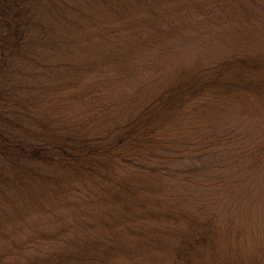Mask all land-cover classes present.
Masks as SVG:
<instances>
[{
    "label": "trees",
    "instance_id": "16d2710c",
    "mask_svg": "<svg viewBox=\"0 0 264 264\" xmlns=\"http://www.w3.org/2000/svg\"><path fill=\"white\" fill-rule=\"evenodd\" d=\"M196 141L241 215L185 199ZM262 164L264 0H0V264H264Z\"/></svg>",
    "mask_w": 264,
    "mask_h": 264
},
{
    "label": "rangeland",
    "instance_id": "374dc122",
    "mask_svg": "<svg viewBox=\"0 0 264 264\" xmlns=\"http://www.w3.org/2000/svg\"><path fill=\"white\" fill-rule=\"evenodd\" d=\"M193 37V35H192ZM195 39L185 40L181 43V40H179L178 43H176V47H180L181 45L183 47H186L187 49L192 47ZM232 116V115H231ZM227 117L228 126L224 129L223 123L225 122H202L203 128L201 127L200 130H202L205 133L212 134L215 132V130H222L221 132H224V134L227 133L228 129H231V127L236 126L239 127L238 131L246 130L248 123H242L241 126L236 125V122L234 121L233 117L230 118ZM196 131L194 126H190L186 128V131H183L182 135L179 137L180 140H185L187 138H196ZM236 135V133H235ZM244 135V134H242ZM240 136V135H236ZM242 137V136H241ZM194 147L190 148L191 150L188 151L187 147H183V145L180 142H176L177 148L180 150L184 149V152H179L178 154H173L174 160H172L171 168L175 171L176 175H178L181 179H183L191 188V184L194 186L190 189L188 193V198H185L189 200L190 202L195 203H204V202H211L215 204V208L222 214L221 217L224 218L227 215L229 209V202L231 200V195H229L227 192H220L221 187H215L214 185L206 187L203 183L200 184L202 181L206 180L212 182L213 179H215L216 183L225 181L226 177H229L228 175L232 172L233 168L231 165V162L229 161L228 157V151L215 149L210 147H204L199 143L198 141L195 142V144H192ZM232 155V152L230 153ZM262 166V173H259L257 175L249 174V171L245 173V171H242L235 180L238 181L237 183L239 186L246 188L247 192H250L254 187H258L260 190L264 191V164ZM243 168V167H240ZM206 181V182H207ZM199 182V185L197 183ZM181 182L177 183V186L180 185ZM185 183V184H186ZM244 184V186H243ZM197 185V186H196ZM187 188V187H186ZM239 188V187H238ZM185 190V188L179 190L181 193ZM210 190V191H209ZM217 192H213V191ZM194 194H193V193ZM209 192H213L214 200H211L213 197L208 196ZM264 201V199H262ZM199 204V205H200ZM196 205V206H199ZM247 202H243V208H247ZM193 208V207H192ZM260 208V209H259ZM255 209H258L257 212L253 211L250 212V216H252L255 220V223L251 229L245 228V233H247V247H254L256 246V243L260 240L262 243H264V207H256ZM233 212H228V214L233 216H239L240 213H235V215L232 214ZM243 221V220H242ZM246 222V221H243ZM261 225V226H260ZM249 229V230H248ZM248 230V231H247ZM245 243V239L243 240Z\"/></svg>",
    "mask_w": 264,
    "mask_h": 264
}]
</instances>
